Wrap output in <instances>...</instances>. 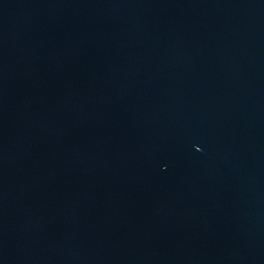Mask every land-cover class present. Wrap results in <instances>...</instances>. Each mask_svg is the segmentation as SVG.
Segmentation results:
<instances>
[{
	"label": "water",
	"instance_id": "obj_1",
	"mask_svg": "<svg viewBox=\"0 0 264 264\" xmlns=\"http://www.w3.org/2000/svg\"><path fill=\"white\" fill-rule=\"evenodd\" d=\"M0 264H264V0H0Z\"/></svg>",
	"mask_w": 264,
	"mask_h": 264
}]
</instances>
